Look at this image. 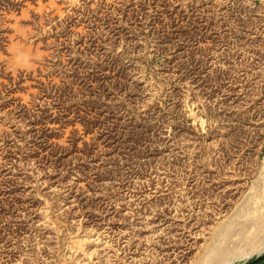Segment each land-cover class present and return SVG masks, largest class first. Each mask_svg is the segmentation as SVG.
I'll list each match as a JSON object with an SVG mask.
<instances>
[{
  "label": "rangeland",
  "instance_id": "rangeland-1",
  "mask_svg": "<svg viewBox=\"0 0 264 264\" xmlns=\"http://www.w3.org/2000/svg\"><path fill=\"white\" fill-rule=\"evenodd\" d=\"M263 251L264 0H0V264Z\"/></svg>",
  "mask_w": 264,
  "mask_h": 264
},
{
  "label": "water",
  "instance_id": "water-1",
  "mask_svg": "<svg viewBox=\"0 0 264 264\" xmlns=\"http://www.w3.org/2000/svg\"><path fill=\"white\" fill-rule=\"evenodd\" d=\"M233 264H264V251L258 255H253L246 260L239 261Z\"/></svg>",
  "mask_w": 264,
  "mask_h": 264
},
{
  "label": "trees",
  "instance_id": "trees-1",
  "mask_svg": "<svg viewBox=\"0 0 264 264\" xmlns=\"http://www.w3.org/2000/svg\"><path fill=\"white\" fill-rule=\"evenodd\" d=\"M104 134H105V132H104ZM102 135H103V132H99L98 134L93 136V140L100 138ZM107 135L110 136L111 134H107ZM83 143L85 144V142H83Z\"/></svg>",
  "mask_w": 264,
  "mask_h": 264
}]
</instances>
